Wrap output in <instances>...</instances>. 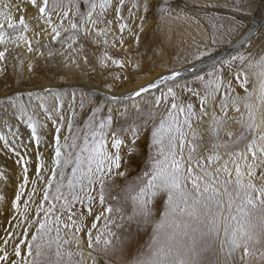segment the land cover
Listing matches in <instances>:
<instances>
[{
	"label": "snow or ice",
	"instance_id": "6c2138e0",
	"mask_svg": "<svg viewBox=\"0 0 264 264\" xmlns=\"http://www.w3.org/2000/svg\"><path fill=\"white\" fill-rule=\"evenodd\" d=\"M175 2L0 0V78L11 79L0 141L21 173L12 193L0 192L8 215L0 264H264V23L259 52L215 59L206 47L127 96L116 90L141 65L110 49L124 48L125 33L138 44L149 15L172 17ZM250 31L233 17L211 44ZM39 58L99 68L104 99H88L87 109L81 100L80 113L68 116L51 88L25 91V64L31 75ZM204 58L207 70L195 63ZM250 71L258 82L251 89ZM8 109L30 129L34 161L18 150ZM34 109L53 125L47 158ZM9 182L0 172V183Z\"/></svg>",
	"mask_w": 264,
	"mask_h": 264
},
{
	"label": "rangeland",
	"instance_id": "374dc122",
	"mask_svg": "<svg viewBox=\"0 0 264 264\" xmlns=\"http://www.w3.org/2000/svg\"><path fill=\"white\" fill-rule=\"evenodd\" d=\"M237 2L238 0H176L173 5L176 11L173 12L172 17L160 20L158 16L150 14L147 21L144 23L143 31H138L140 37L138 44L134 39L127 37V33H125V44H132V46L127 45L119 50L110 49V53L117 58H131L133 64L139 61L141 65L140 70H133L129 67L128 72L130 75V81L124 83L116 90L124 93L129 85L138 83L141 79L140 77H145L146 75L161 71L168 74L170 69L180 68L182 65L187 67L188 65L185 64V61L192 60L198 50L204 51L206 47L212 48L213 51L220 48L223 50V52L219 53V56H215V59H227L231 55H235L237 50L240 52H245V50L253 51L256 44L260 43L259 37L256 33L257 29L260 28L262 23H264V19H262L264 18V0H255V4L251 10H237L235 7ZM127 15L128 13L125 11V16ZM177 15L179 18H176ZM233 17H235L236 20H243L245 24H251V31L245 33L238 42H222L212 45L211 39L213 34L215 33L217 36L220 35V33L224 31V28H227L232 22ZM109 18H111V16H109ZM135 23L138 25L139 20H136ZM213 25H216V27L214 28ZM221 25H223L224 28H221ZM249 36H251L254 41L251 46L247 43ZM109 39L111 40V37ZM241 45H243V47H241ZM55 47L59 48V45L57 44ZM225 49L226 51L224 52ZM21 51H23V49H21ZM89 57L90 62L94 64L92 49H89ZM58 61L59 58H57V60H49L45 63L43 58H39L36 71L31 75L28 74L25 64L24 90L41 92L39 91L40 88H35L46 83H53L60 76L65 77V79L71 83H81V86L89 85V87H93L94 85L96 86L97 84H100L104 89L105 76L101 75V70L99 68H97L96 71H91L90 66H83L82 64L81 69H69L63 67ZM209 62L211 63L212 61L205 60L204 64H200L199 62L195 63L197 68L203 67L207 70L208 65L210 64ZM9 71H11V69H9ZM111 71L116 72L120 70L113 66ZM185 77L186 79L191 80V76H189L188 73H185ZM9 84H11V79L6 83L0 78V98L5 99L3 95L4 92L11 91V88L8 87ZM92 90L94 91V89ZM238 90L243 91L242 89L237 88V91ZM41 94L47 95V93L43 92ZM51 95H58L60 97L59 104L62 106L63 113L68 116L71 115L72 109H75L77 113H80L81 110L79 105L81 100H84L85 108L87 109L88 99L93 98L88 97L83 93L78 94L80 95L79 98H77L75 94H72L73 96L67 105L65 103L67 93L63 90L54 94L52 91ZM147 98L148 97L145 96V99ZM24 100L27 102V96H24ZM34 101L35 99H33L32 102L36 104L37 101ZM2 102L3 105L6 104L4 101ZM49 103H52L51 99L49 100ZM38 110L41 112V117H43V119H40L37 115L36 118L45 125V127H43L44 135L46 136L45 132L47 133V129L50 128L49 131H51L53 136L52 123L46 119L42 109ZM13 117L14 116L11 118ZM11 121L12 120L10 119L9 123H11ZM1 125L0 131H3V129L1 130ZM43 128L39 129V131H41L40 135L43 133ZM48 155L49 153L45 154V157L47 158ZM1 225L6 226V221L3 220ZM257 247L260 248L261 246ZM248 264H261V262L253 258L249 260Z\"/></svg>",
	"mask_w": 264,
	"mask_h": 264
},
{
	"label": "bare ground",
	"instance_id": "6f19581e",
	"mask_svg": "<svg viewBox=\"0 0 264 264\" xmlns=\"http://www.w3.org/2000/svg\"><path fill=\"white\" fill-rule=\"evenodd\" d=\"M30 12H34V9H30ZM14 15L18 19L19 13L14 12ZM127 45L132 46V44H128V43L125 44L124 46H127ZM134 46H135V44H134ZM259 50H260V43L256 44L255 48L253 49V52L254 53L259 52ZM225 51H226V49L224 50V52ZM220 52H223V50L221 48L213 51V57L216 58L215 56H219ZM204 59L208 61L207 58H204ZM160 74H165V72H163V71L155 72L154 74L146 75L145 77L144 76L140 77L141 79H140V81H138V83H135L134 85L128 86V88H127L128 90L126 89L124 91V95L127 96L128 91L130 89L136 88L140 85H146L150 80L156 78ZM249 79H250V84H249L250 89L253 86H258L257 79L252 74L251 71L249 72ZM39 88H40L39 91H41V93H42L43 88H51L53 91V94L59 92L60 90H63L65 93H67L66 99H65V103L67 105L73 96L72 94H75L76 97L79 98L80 95H78V94L83 93L88 97H93V98L99 97L101 99V101L104 99V96H105V90L102 88V86L100 84H97L96 86L94 85L93 87H89V85L88 86H81V83H78V84L77 83H71V82L67 81L65 79V77H63V76L58 77V79L56 81H54L53 83H50V84L46 83V84H44L40 87H37L35 89H39ZM92 89H94V91ZM95 92H97L98 94ZM238 92H240V94L243 95V91L238 90ZM0 99H1L0 100V117H3V116H5L4 110L7 107V104L3 105L2 101L5 102V99H2V98H0ZM33 104H35V103H33ZM34 110L36 112L37 117H39L40 119H43V117H41V112L38 109H34ZM10 111H12V110L8 109V115L10 117H12ZM10 119L12 120L10 123L12 125V131L18 133V141H17L18 150L26 156L31 154V157L34 161L35 160L34 154L36 151V146L34 145V142L30 140V129L27 128V126L23 123V121H21V120L18 121L19 119H17V117L14 116L13 118H10ZM1 124L2 123H0V125ZM2 129H3V132L8 131L6 128L3 127V125H1V130ZM49 130H50V128L47 129V133L45 132V134H46V136H45L44 135V128H43V133L41 135L43 137V138L41 137V139H42L41 151L42 150L45 151L44 145L48 144L52 140L51 139L52 133ZM10 139H11V137H10ZM2 145H3V142L0 141V172L6 173L9 177L10 182L7 183V185H5V183H0V192L7 191L8 193H12L15 185L19 183V176L21 175L20 166L15 163L16 155L14 153L10 152L9 150L4 149ZM47 153L48 152L45 151V154H47ZM33 170H34L33 167H30V175L33 172ZM4 216H5V218H4ZM7 218H8L7 213L5 212L3 206L0 205V225H1V222L3 220L6 221Z\"/></svg>",
	"mask_w": 264,
	"mask_h": 264
}]
</instances>
